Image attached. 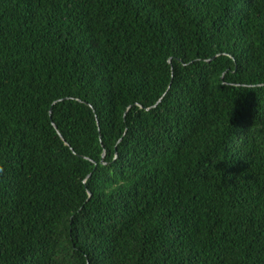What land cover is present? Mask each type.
Masks as SVG:
<instances>
[{
  "label": "trees",
  "instance_id": "16d2710c",
  "mask_svg": "<svg viewBox=\"0 0 264 264\" xmlns=\"http://www.w3.org/2000/svg\"><path fill=\"white\" fill-rule=\"evenodd\" d=\"M0 264H264V0H0Z\"/></svg>",
  "mask_w": 264,
  "mask_h": 264
},
{
  "label": "water",
  "instance_id": "95a60500",
  "mask_svg": "<svg viewBox=\"0 0 264 264\" xmlns=\"http://www.w3.org/2000/svg\"><path fill=\"white\" fill-rule=\"evenodd\" d=\"M54 125V124H53ZM54 127H55V125H54ZM56 128V127H55Z\"/></svg>",
  "mask_w": 264,
  "mask_h": 264
}]
</instances>
